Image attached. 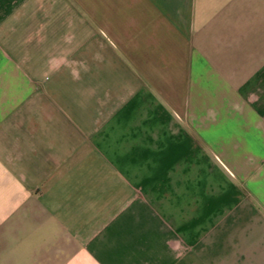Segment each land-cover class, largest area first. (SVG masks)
Segmentation results:
<instances>
[{
  "label": "crops",
  "instance_id": "0c3cea01",
  "mask_svg": "<svg viewBox=\"0 0 264 264\" xmlns=\"http://www.w3.org/2000/svg\"><path fill=\"white\" fill-rule=\"evenodd\" d=\"M0 264H264V0H0Z\"/></svg>",
  "mask_w": 264,
  "mask_h": 264
}]
</instances>
